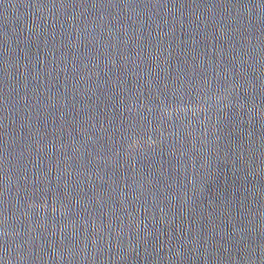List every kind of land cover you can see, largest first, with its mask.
Segmentation results:
<instances>
[{
    "label": "water",
    "instance_id": "1",
    "mask_svg": "<svg viewBox=\"0 0 264 264\" xmlns=\"http://www.w3.org/2000/svg\"><path fill=\"white\" fill-rule=\"evenodd\" d=\"M0 264H264V0H0Z\"/></svg>",
    "mask_w": 264,
    "mask_h": 264
}]
</instances>
